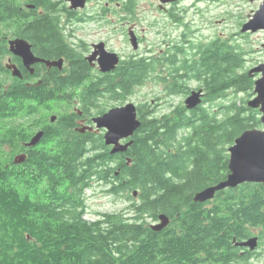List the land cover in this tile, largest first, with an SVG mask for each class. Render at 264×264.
<instances>
[{"label":"trees","instance_id":"trees-1","mask_svg":"<svg viewBox=\"0 0 264 264\" xmlns=\"http://www.w3.org/2000/svg\"><path fill=\"white\" fill-rule=\"evenodd\" d=\"M36 33L35 41L41 42L48 56L60 55L64 43L55 26L43 20ZM67 49L61 52L68 60L67 66L35 74L51 80V84L47 81L27 86L16 78L21 82L8 87L3 102L4 115L10 116L6 119H13L14 111L22 108L32 112V101L38 112L52 111V104H68L77 96L88 107L86 112L95 117L108 110L106 102L123 103L148 81L162 85L167 98L188 95L189 83L195 82L203 87L204 97L194 109L169 99L161 113L147 101L139 103L141 125L130 138L132 144L125 152L114 154L101 133L80 134L73 130L74 121L62 124L65 118L70 119L69 114L58 113L57 121L44 133L46 141L53 144L51 162L44 165L51 167L53 176L68 177L69 199L76 198L82 208L78 212L69 209L65 219L53 212V223L62 225L41 231L31 229L32 216L21 212L16 204L10 164L0 166V264L236 261L235 242L252 237L255 227H264V184L226 188L204 202H196L193 197L227 176L228 147L235 138L246 129L261 126L259 111L238 98L239 93L253 95L254 78L243 70L245 51L218 37L197 42L194 53L180 60L175 59L178 52L173 49L167 51V56L148 57L136 52L125 56L113 71L95 73L82 55L69 46ZM230 92L233 96L228 100ZM0 136V144H12L13 128ZM88 141L93 147H87ZM98 180L109 183L110 193H122L128 203L126 213H102L93 221L83 217L80 194L91 181ZM77 184L80 194L72 196L77 190L72 185ZM160 214L169 218V224L156 233L146 225L145 218L157 219ZM96 224L99 227L94 230ZM27 233L33 234L36 242L29 243ZM48 236L50 241L46 240ZM41 240L42 244H37Z\"/></svg>","mask_w":264,"mask_h":264},{"label":"flooded vegetation","instance_id":"flooded-vegetation-1","mask_svg":"<svg viewBox=\"0 0 264 264\" xmlns=\"http://www.w3.org/2000/svg\"><path fill=\"white\" fill-rule=\"evenodd\" d=\"M155 1V8H157V10L163 15L164 19L160 21L156 19L151 23L156 24L157 22H161V42L164 41L163 43L165 47L159 48L156 52L151 44H148L146 50L143 53H140V55L150 57L162 54L167 56V51L171 49H173L174 53L175 50L178 52V55L175 58L176 60H180L181 57L186 56V54L189 56L192 55L197 43V29L191 24L192 20L188 18V15L191 7H195L197 0H176L168 3H161L159 0ZM208 1L218 3L220 0ZM248 1L250 2L251 7L244 15V18L241 21V27L244 23L253 18L264 0ZM74 4L77 5L74 6ZM136 6L134 0H0V133L6 130L3 128V120H8L6 117H10L4 115L5 111L3 108V102L8 87L19 84L21 82H19V80H22V83L27 86H31L32 84L41 85L43 82L46 83L47 81L51 84V80L43 79L41 76H36L35 74L36 72L42 74V72H47L54 67L62 69L64 66H67V58L64 55H61V52L68 51L67 46L82 55V58L87 61L88 65L92 68V71L95 73L100 72L97 68V62L95 60L89 62L87 57L90 56L93 51H99L98 47H96V45L99 44H103L105 50H111L109 49L106 40L101 38H99L97 42L94 41L89 44H86L81 40L78 30L85 25L91 23L97 24L99 28L103 27L105 33L108 35L115 34L119 27L123 36L128 39V42V32L131 30L136 35L141 46L144 43L143 33L147 28H141L140 31L143 32L142 34L138 31L137 19L135 17L136 9L134 8ZM43 20H46V23L49 22V24L57 28L59 40L64 43V47H62V49L59 48V52L61 51L59 56H48L46 53L47 50L41 45V42L35 41V36H37L36 30ZM170 32L176 33L173 41H168L171 39ZM239 32L243 35L253 33H261L264 35L262 30L256 32ZM218 37L225 39L221 33L214 37H210L207 40ZM16 39L27 41L34 57L43 61H34L29 66H26L23 59L11 49L10 42ZM181 49L184 51V54L182 55L180 53ZM137 50L130 52L128 55L136 53ZM116 53L119 55L120 61L125 57L118 52ZM46 61H62V65L61 67H58L57 65H47L45 63ZM14 69H17L20 72L21 77L12 74ZM259 76L260 74H255L254 79ZM16 78L19 80H15ZM198 88L199 87L195 89ZM80 100L81 96H77L71 101V103L64 104L66 106L65 113L70 115V119L65 118L62 124L65 126L70 125L69 123H71V121L67 120H72V122H74L71 124L75 123L73 130L76 132L80 134L90 132L95 135L101 133L103 136L105 129H95L93 122L94 115H91L90 111L86 112L88 107L83 106ZM32 102V105L34 106L31 109L32 112H30V110L27 111L26 108L14 111L12 118L16 121V124L13 126V143L10 144L9 142H4L0 144V166L10 164V168L13 171L12 187L17 199L16 204L21 212H25L32 216L30 220L31 229L41 231L47 228L51 229L53 225H62L61 222L53 223V212L60 214L61 217L64 216L65 219L69 215V209L78 212L81 210L82 204L79 205L76 198L75 200L78 204H76L77 202H73L75 200L72 199V201L69 199L68 194L70 184L68 182V177L63 174L53 176L50 173L51 167L44 165L51 162L49 157L51 156L53 148L52 141L49 139V141H46L47 138H44V133L46 128H50L51 124L57 121L58 115H56L54 120H51L50 116L52 114H49L51 113L50 110H42L38 112L36 110V102ZM36 117L39 120H37ZM26 119L32 120L26 122ZM37 121L39 122V127L36 126ZM87 127H93V129L89 130ZM255 128L264 130V125ZM37 132H42L40 140L34 145H28ZM1 139L0 136V140ZM126 141L127 139L122 140V142ZM86 144L88 148L93 147L92 143L89 141ZM17 157H22L23 160L16 162L15 159H18ZM90 184L91 185L88 189L92 184H103L106 193L112 195L114 198L122 199L120 195L117 196L108 191L109 186L107 185L109 183L106 184L105 182L98 180L91 181ZM72 186L76 187L78 190L80 188V184ZM78 190L71 193L72 196L75 194L79 195L80 192ZM120 194L122 195V193ZM82 197L84 217L87 209L85 192L82 193V195L80 194L81 200ZM159 221V216L157 219L151 217L145 218L146 225L156 233H160L168 226H165L161 230H155L153 225H156ZM97 227H99V225L96 224L93 226V229L96 230ZM253 231L254 235L252 237H257L256 246L251 249L247 246H238L235 243L239 258L236 261L232 260V264H264V227L259 225L255 227ZM25 238L29 243L36 242V237L33 234L27 233ZM46 240L50 241L51 236H48ZM37 244L41 245L42 240L38 241Z\"/></svg>","mask_w":264,"mask_h":264},{"label":"rangeland","instance_id":"rangeland-1","mask_svg":"<svg viewBox=\"0 0 264 264\" xmlns=\"http://www.w3.org/2000/svg\"><path fill=\"white\" fill-rule=\"evenodd\" d=\"M193 2V1H192ZM137 5L134 7L136 9V19L138 31L142 27L147 28L144 34V43L139 47L137 53H143L146 50V46L151 44L156 52L159 48H164V41L161 35V22L152 24L156 19L159 21L164 19L163 15L155 8V0H134ZM251 4L248 0H220L218 3L210 2L208 0H197L195 7H191L188 18L192 20V25L197 29L196 41L205 42L210 37L221 34L225 39L230 41L231 44L239 45L245 51V62L243 70L248 71L250 68L257 66L260 63H264V35L261 33H253L248 35L241 34V21L244 18L246 12L250 9ZM119 26V24H118ZM117 26V27H118ZM81 40L86 44L94 41H98L99 38L106 40L109 49L114 52H118L123 56H127L130 52H134L128 39L123 36L120 28L118 27L116 33L113 35H108L105 33L104 28H99L97 24L91 23L85 25L78 30ZM171 39L168 41H173L176 33L170 32ZM190 90L197 88L195 82L189 83ZM233 93L230 92L227 95V99L231 98ZM253 96V95H252ZM245 93L238 94V98H244L248 101L252 98ZM159 97V99H157ZM186 95L175 96L174 98H167L166 94L163 93V87L160 84L154 83L152 81L146 82L143 86L137 87L135 92L123 103L131 101L138 105L139 103L149 102L155 105L159 112H164L166 110L165 102L169 99L173 100L174 104L184 103ZM226 101V98L223 99ZM123 103L109 100L105 104V109L110 107L119 106ZM160 104V105H159ZM52 111L49 114L58 115L60 112L66 111V106L64 104H52ZM39 114V113H38ZM37 114V115H38ZM37 120H39L36 117ZM32 119H26V122ZM16 121L14 119L3 120V128H13ZM36 126L39 127V122L37 121ZM262 126V125H261ZM85 198L87 209L85 211L84 217L88 220L97 219L102 213L110 212H127L128 203L123 199L121 195V200L114 198L105 192L104 185L92 184L89 189L85 191Z\"/></svg>","mask_w":264,"mask_h":264},{"label":"water","instance_id":"water-1","mask_svg":"<svg viewBox=\"0 0 264 264\" xmlns=\"http://www.w3.org/2000/svg\"><path fill=\"white\" fill-rule=\"evenodd\" d=\"M161 3H168L176 0H159ZM77 4H74L76 6ZM262 30L264 32V1L252 19L244 23L241 27V32L246 31L256 32ZM129 42L133 50H137L140 46L136 35L129 30ZM12 51L19 55L26 66H29L34 61H43L34 57L30 45L23 39H16L10 42ZM99 51H93L87 57L89 62L95 60L97 68L100 72L106 73L113 71L120 63L119 55L114 51H107L103 44L96 45ZM98 55V57H97ZM47 65H57L61 67L62 61L45 62ZM248 76L254 78L255 74H260L254 79L253 93L254 96L247 101V106L253 109H258L260 112V123L264 125V63H260L255 67L250 68ZM14 76L21 77L17 69L12 71ZM204 92L202 88L193 89L184 99V105L187 109H194L202 103ZM56 118L55 115L51 120ZM95 129L104 128L103 134L104 143L110 146L111 154L125 152L132 144L130 139L141 125V120L138 116L137 105L131 101L123 105L109 108L103 114L93 117ZM92 130L93 127H87ZM42 136V132H37L28 145L36 144ZM127 139L126 142L122 140ZM228 174L216 184L205 187L195 193L193 200L196 202H204L214 197L217 191L226 188H235L243 183H262L264 184V130L258 128H249L244 130L234 140V143L228 147ZM16 162L23 160L22 157H17ZM129 163L130 160L128 159ZM136 195V192H134ZM159 222L153 225L155 230H161L168 225L169 218L165 214L159 215ZM238 246H247L253 249L257 244V237H250L241 242H235Z\"/></svg>","mask_w":264,"mask_h":264},{"label":"bare ground","instance_id":"bare-ground-1","mask_svg":"<svg viewBox=\"0 0 264 264\" xmlns=\"http://www.w3.org/2000/svg\"><path fill=\"white\" fill-rule=\"evenodd\" d=\"M20 114V113H19ZM19 132V131H18ZM24 133V132H23ZM21 135V134H20ZM42 144V143H41ZM23 146V145H22ZM257 184V183H256ZM36 185V184H35ZM37 190V189H36ZM78 190V189H77ZM33 191V190H32ZM37 192V191H36ZM41 192V191H40Z\"/></svg>","mask_w":264,"mask_h":264}]
</instances>
